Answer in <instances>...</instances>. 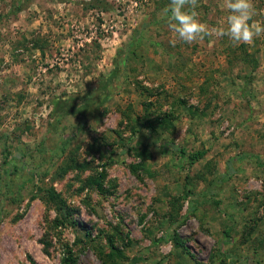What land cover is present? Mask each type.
I'll list each match as a JSON object with an SVG mask.
<instances>
[{
    "label": "rangeland",
    "instance_id": "1",
    "mask_svg": "<svg viewBox=\"0 0 264 264\" xmlns=\"http://www.w3.org/2000/svg\"><path fill=\"white\" fill-rule=\"evenodd\" d=\"M168 4L0 0V264H264V34L186 44Z\"/></svg>",
    "mask_w": 264,
    "mask_h": 264
},
{
    "label": "clouds",
    "instance_id": "2",
    "mask_svg": "<svg viewBox=\"0 0 264 264\" xmlns=\"http://www.w3.org/2000/svg\"><path fill=\"white\" fill-rule=\"evenodd\" d=\"M198 6V0H169L168 6L164 9L165 15L162 19L179 41L193 44L216 35L227 36L234 45H239L251 44L254 39L264 34V26L253 21L254 0H224V7L229 13L226 29H210L201 22L196 11ZM176 42L175 39L170 41L173 46Z\"/></svg>",
    "mask_w": 264,
    "mask_h": 264
},
{
    "label": "trees",
    "instance_id": "3",
    "mask_svg": "<svg viewBox=\"0 0 264 264\" xmlns=\"http://www.w3.org/2000/svg\"><path fill=\"white\" fill-rule=\"evenodd\" d=\"M180 152L184 153V151L182 149H180ZM203 155H204L203 149L196 150L192 153L186 154V156L189 160V163H192V162L200 159ZM247 156L248 155H239L240 158H247ZM75 167H77V165H75ZM79 167L82 168L83 165H80ZM79 167H77V168H79ZM87 181L91 182V183H95V186L97 187V189L101 190V185L99 183V181H100L99 179L88 178ZM51 195L53 197L57 198V196L55 194L51 193ZM59 208L60 209L63 208V213H62V216L54 217V219L52 220V228L53 229H55L57 227L63 228L64 226L69 225L75 230L83 231L84 235H88V231H86V228L83 225H81V223H79L74 218H72L74 213L77 211L76 209L70 208L69 206H66L61 201H60L59 207H57V209H59ZM75 241H79V239L77 240V238H76ZM172 241L174 242V244L179 245L182 249H185L184 245L182 244V240L178 237L176 232H173ZM60 247L62 250V256L60 257V264H76L75 251L65 242H61ZM111 249H114L115 253L112 255L111 254L112 252L110 251L107 254L103 255L104 258L105 257L110 258L111 256L114 257L115 255H119L117 248H114L111 245ZM32 264H33V262H32ZM104 264H105V262H104Z\"/></svg>",
    "mask_w": 264,
    "mask_h": 264
}]
</instances>
